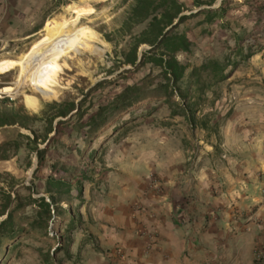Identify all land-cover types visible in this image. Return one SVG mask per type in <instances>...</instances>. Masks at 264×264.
Listing matches in <instances>:
<instances>
[{
    "label": "rangeland",
    "instance_id": "1",
    "mask_svg": "<svg viewBox=\"0 0 264 264\" xmlns=\"http://www.w3.org/2000/svg\"><path fill=\"white\" fill-rule=\"evenodd\" d=\"M132 2L47 0L36 35L28 42L0 44V60L18 58L59 21L74 18L73 9L92 8L77 23L79 31L88 32L89 44L85 50L60 59L57 65H62V70L54 86L56 91L48 92L27 74L17 93L4 92L0 97V106L22 104L30 114L39 116L31 128L0 126V161H5L0 162V211L3 190L13 198L6 212L0 213V222L11 211L10 226L14 230L0 236V264H83L82 254L88 253L95 242L90 228L100 221V206L106 201L112 180L124 174L134 160L152 182L158 174L148 167L156 157L168 166L173 154L184 155L185 149L191 161L196 155L204 156L207 144H213L218 159L226 130L231 141L239 144H264V0H227L225 11L210 17L205 10L217 7L214 5L222 0H179L185 17L175 30L184 32L191 46L187 52L176 54L187 66L179 83L184 96L175 91L167 100L159 96V91L149 94L163 82L158 68L144 64L134 69L122 63L121 51L128 47L130 35L121 26ZM145 25L134 26L132 33ZM148 47L143 44L139 49ZM214 62L225 66L219 75L213 73ZM201 65L205 66L198 77H190L192 69ZM21 71L18 64L0 72V89L14 85ZM133 83L143 84V92L148 95L89 132V115ZM6 98L9 101L4 103ZM62 101H74L79 114L61 124L57 137L48 142L52 132L45 142L38 140L40 148L47 143L43 164L38 168L36 152L20 134L32 138L35 130L43 135L46 104ZM67 117H56L54 126ZM13 140L15 144L2 145ZM4 153L7 158H1ZM49 174L66 177L72 186L69 194L62 195V210L46 228L35 225L42 222L35 221L37 207L27 203L30 195L48 199L45 180ZM9 175L15 180L12 189L3 181H9Z\"/></svg>",
    "mask_w": 264,
    "mask_h": 264
},
{
    "label": "crops",
    "instance_id": "2",
    "mask_svg": "<svg viewBox=\"0 0 264 264\" xmlns=\"http://www.w3.org/2000/svg\"><path fill=\"white\" fill-rule=\"evenodd\" d=\"M46 1L0 0V44L36 35ZM228 133L218 159L207 144L191 161L185 149L168 166L151 161L159 192L128 163L90 228L95 242L83 264H264V144H239Z\"/></svg>",
    "mask_w": 264,
    "mask_h": 264
},
{
    "label": "trees",
    "instance_id": "3",
    "mask_svg": "<svg viewBox=\"0 0 264 264\" xmlns=\"http://www.w3.org/2000/svg\"><path fill=\"white\" fill-rule=\"evenodd\" d=\"M226 1L222 0L219 6L205 10L206 16L210 17L218 12H224ZM182 10L183 4L179 0H133L121 26V29L130 35L128 47L121 51L122 63L130 64L134 66V69L144 64H150L158 68L159 76L163 82L154 87L149 94L153 91H159V96L166 100L174 95L175 91H178L180 95L184 96V92H182L179 83L184 80L187 66L177 59L176 54L178 52H187L190 49L191 40L184 32L175 30L177 25L185 17V15L180 16ZM176 18H179V21L166 31ZM144 22H146L145 27L138 33L133 34L132 29L134 26ZM143 44H147L149 47L140 50L139 48ZM214 63L213 73L215 75L221 74L225 70L224 64H220L219 62ZM204 66L201 65L193 68L189 76L198 77L199 70ZM143 87V84H128L120 92L115 94L109 102L100 105L89 115L86 122V125L89 126V132L96 131L113 115L143 100L148 95V93L143 92ZM2 101L6 103L9 100L6 98ZM34 104L31 103L28 105L33 106ZM50 110L53 111L52 114L48 113ZM75 114H79V107L74 101L48 103L42 112L45 123L44 134L40 135L35 130H33L34 136L32 138L28 135L20 134V136L26 138L29 148L36 152L38 168L43 164L47 146L46 143L43 148H40L38 140L43 139L42 141L45 142L48 135L52 132L53 134L48 142L52 138L57 137L60 133L61 124L68 121ZM68 115L69 117H67ZM60 116L67 118L58 120L55 127L53 124L54 120ZM38 118L39 116L30 114L22 104L10 106L3 104L0 106V126L17 124L21 127L31 128L33 122L38 120ZM15 143L16 141L13 140L2 145L8 146ZM7 157L8 155L6 153L1 155V158ZM9 177V181L5 179L3 181H6L8 187L12 189L15 180L12 176L9 175ZM1 178L2 175L0 174ZM71 186V182L66 180V177H55L49 174L45 180V192L48 193V199L45 196H28L29 201L27 204L32 203L37 207L35 221H42L40 222L41 224L35 222V225L48 227L49 221L55 214L60 213L62 210L60 204L63 200L62 195L69 194ZM2 193L4 203L0 213L4 214L13 198L5 190ZM11 220L12 212L10 211L7 213L6 218L0 222V236L9 235L14 231L12 226H10L12 223Z\"/></svg>",
    "mask_w": 264,
    "mask_h": 264
},
{
    "label": "bare ground",
    "instance_id": "4",
    "mask_svg": "<svg viewBox=\"0 0 264 264\" xmlns=\"http://www.w3.org/2000/svg\"><path fill=\"white\" fill-rule=\"evenodd\" d=\"M73 10L76 12L74 18L59 21L49 33L34 42L26 53L18 58L0 60V72H6L18 64L22 66V71L18 73L14 85L4 86L0 91L17 93L21 82L29 74L33 81L53 93L62 70V65H57L60 64L58 63L60 59L69 58L71 52L85 50L84 46L89 44L88 32L84 29L79 31L77 23L80 16L90 13L92 8L81 6Z\"/></svg>",
    "mask_w": 264,
    "mask_h": 264
},
{
    "label": "built area",
    "instance_id": "5",
    "mask_svg": "<svg viewBox=\"0 0 264 264\" xmlns=\"http://www.w3.org/2000/svg\"><path fill=\"white\" fill-rule=\"evenodd\" d=\"M3 93H4V92H0V97L2 96ZM151 186H152V188H153L155 191H157V192H159V191L161 190V183L159 182V180H158L157 178H154V179L152 180V182H151Z\"/></svg>",
    "mask_w": 264,
    "mask_h": 264
},
{
    "label": "water",
    "instance_id": "6",
    "mask_svg": "<svg viewBox=\"0 0 264 264\" xmlns=\"http://www.w3.org/2000/svg\"><path fill=\"white\" fill-rule=\"evenodd\" d=\"M219 4H217V5H214V6H218ZM181 15H183V14H181ZM180 15V16H181ZM179 21V18H177L174 22H173V24L171 25V26H169L167 29H166V31L167 30H169L174 24H176L177 22Z\"/></svg>",
    "mask_w": 264,
    "mask_h": 264
}]
</instances>
